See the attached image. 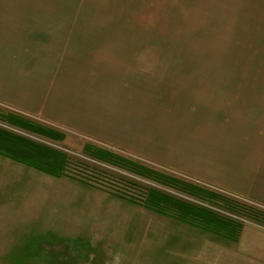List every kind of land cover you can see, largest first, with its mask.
Listing matches in <instances>:
<instances>
[{
  "label": "crops",
  "instance_id": "obj_1",
  "mask_svg": "<svg viewBox=\"0 0 264 264\" xmlns=\"http://www.w3.org/2000/svg\"><path fill=\"white\" fill-rule=\"evenodd\" d=\"M31 1L0 0V104L70 132L51 138L36 128L29 131L27 126L37 124L17 115L4 118L63 144L97 141L264 204V118L250 117L239 108L240 96L212 86L211 69L191 62L196 70L190 74L184 71L187 63L153 69L147 55L138 61L141 55L128 41L106 44L103 37L85 36L72 22L51 16L52 7ZM0 132L11 137L0 146L16 154L28 157L33 148L43 150ZM29 157L34 164L42 162ZM165 227L159 259L148 246L152 239L146 236L140 243L143 264H264V231L243 227L230 239ZM71 244L63 239L52 248L62 252ZM79 247L75 243L68 254ZM135 252L125 253L126 262Z\"/></svg>",
  "mask_w": 264,
  "mask_h": 264
},
{
  "label": "rangeland",
  "instance_id": "obj_2",
  "mask_svg": "<svg viewBox=\"0 0 264 264\" xmlns=\"http://www.w3.org/2000/svg\"><path fill=\"white\" fill-rule=\"evenodd\" d=\"M32 1L52 7L51 16L72 22V27L81 29L85 36L103 37L106 44L109 40L128 41L129 48L140 53L138 61L147 55L153 69L171 70L187 63L184 71L190 74L196 70L190 62L196 63L197 69H211L212 86L240 96L239 108L250 117L264 118V0ZM3 132L43 147L59 161L66 156L67 164L64 175L56 178L0 157V264H143L145 254L140 243L146 236L152 239L148 246L152 244L153 255L159 259L166 225H180L196 233L200 230L145 209L142 203L147 192L165 194L164 188L151 179L99 162L86 153L85 143L73 146L29 131L26 133L38 140ZM0 150L17 160L36 162L11 149L0 146ZM112 151L155 171L209 187H204L206 190L216 188L231 194L234 197L230 201L237 206L218 207L243 220L226 219L234 221L239 230L251 227L264 231V204L128 152ZM218 200L222 198L212 199ZM170 209L173 215L177 212ZM206 233L210 232L201 229L202 235L212 237ZM63 239L72 244L57 252L52 243ZM74 242L80 247L74 255L68 254L74 250ZM130 248L136 250L131 263L125 259Z\"/></svg>",
  "mask_w": 264,
  "mask_h": 264
},
{
  "label": "trees",
  "instance_id": "obj_3",
  "mask_svg": "<svg viewBox=\"0 0 264 264\" xmlns=\"http://www.w3.org/2000/svg\"><path fill=\"white\" fill-rule=\"evenodd\" d=\"M5 118L7 119V117ZM30 126H32L33 128L27 126L29 131L34 130V128H36L37 131L39 132L38 134L40 133L46 134L51 138L59 137V135L56 134L57 132L53 130L46 131L47 129H45L42 126L39 127V125H35V126L30 125ZM10 138L11 137L0 132V144L9 141ZM86 148H87L86 153L89 154L90 156L100 161L111 163L119 168L125 169L140 177L151 179L162 186L175 187L183 192H186L188 194L197 197L220 199V196L218 194L203 189L199 186L190 184L184 180L177 179L173 175H170L168 173H162L155 171L153 169H149L148 167L143 166L139 163L126 160L122 157L116 156L102 149H98L90 146H86ZM29 149L32 151L31 148ZM44 150L45 149L41 150L40 148L39 149L33 148V151L30 152L29 155H27L28 157L24 156V158H27L29 160L31 158L29 156H35V158L38 157L42 161L40 164L25 162L22 161L21 159L17 160V158L3 154L1 150H0V155L12 159L16 162H22L26 165H29L30 167H33L36 170L43 172L44 174L49 175L51 177H56V178L62 177V175H64L65 173L64 169L66 168V164H67L66 156L63 154V156L65 157H62L61 161H59L57 159H54L52 156L46 154ZM43 157L45 161L41 159ZM218 201H222V200H218ZM142 206L145 209L159 213L162 216L163 215L171 216L180 224H184L200 230L202 229L207 232L217 234L219 236H227L230 239H235L240 229V227H238V225L234 221L221 218L216 214L211 213L205 209L183 203L180 200L174 199L171 196L153 190L147 192L145 199L142 203ZM172 207L177 210V212L174 213V215L168 212L171 210L170 208Z\"/></svg>",
  "mask_w": 264,
  "mask_h": 264
},
{
  "label": "built area",
  "instance_id": "obj_4",
  "mask_svg": "<svg viewBox=\"0 0 264 264\" xmlns=\"http://www.w3.org/2000/svg\"><path fill=\"white\" fill-rule=\"evenodd\" d=\"M0 108L4 109L3 110V114L0 115V129L3 128L2 129L3 131L6 130V131H9L10 133L14 132V134L15 133L22 134L24 136H29V138H31V139L38 140L37 138H35V136H32L31 134L28 135L26 133V131L24 132V129H20V127L11 124L6 118H4L2 116V115L7 116L5 114V113H7V114H12V115H17L18 117L24 118L27 121H30L32 123H35V124L40 125V126L45 127V128H51V129H54V130H57V131H60V132H66V133L70 132V131H67V130L63 129L62 127L53 125V124H51V123H49V122H47V121H45V120H43V119H41L39 117H35V116H32V115L25 114V113H23L21 111L13 109V108H11L9 106L0 104ZM44 143L46 145H49V146L51 145V147L56 148V149H58V150H60L62 152L66 151L65 149H62L59 145H53L51 143H48L47 141H44ZM88 144L93 146V147H95V148L102 149V150H105V151L108 150L111 153H115L114 151H112L113 150L112 148H110L109 146H107V145H105L103 143H99L97 141H92V140L88 139ZM89 159H93V158L89 157ZM93 160L94 161H98L96 159H93ZM99 162H101V161H99ZM102 163H104V162H102ZM140 163L144 164L142 162H140ZM123 170H125V169H123ZM129 173H131V172H129ZM131 174L134 175L133 173H131ZM181 180H184V181H186V182H188L190 184H193L195 186H199V187H201L203 189H204V187H207V186H204V185L199 184L197 182L195 183V182L188 181V180H185V179H181ZM160 186L163 187L166 192H168V193L164 192L166 195L171 196V197H173V198H175L177 200L183 201L184 203H187V204L194 205L196 207L205 209V210H207V211H209L211 213H212V211H215V212H217L219 214V215L216 214L217 216H219L221 218H224V219L232 218V219L239 220V221L243 220L242 218H240V217L236 216L235 214L231 213L230 211L223 210V209H220L218 207V205H223V206H226V207H235V206H237V204L234 201H230V198L234 197V196H232L231 194H228V193H226L224 191L218 190L216 188H210L209 191L218 194L222 198V201H212V199H210V198L197 197V196L188 194L186 192H183L180 189H177V188H174V187H168V186H162V185H160ZM207 188H209V187H207ZM175 189H177V190H175ZM212 190H214V191H212Z\"/></svg>",
  "mask_w": 264,
  "mask_h": 264
}]
</instances>
